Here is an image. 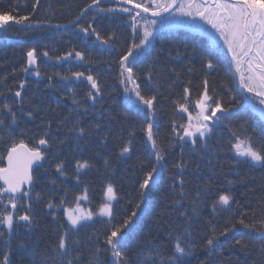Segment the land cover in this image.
<instances>
[{
	"label": "snow or ice",
	"instance_id": "obj_1",
	"mask_svg": "<svg viewBox=\"0 0 264 264\" xmlns=\"http://www.w3.org/2000/svg\"><path fill=\"white\" fill-rule=\"evenodd\" d=\"M38 4L39 0H36L33 10ZM90 9H95V14L92 16L93 22L88 23L86 27H80L79 32L84 36H94L105 50L113 47L111 41L114 40V34H109L107 38L102 37L94 26L97 17L102 14L123 15L128 21V27L131 29L130 43L126 51L118 58L117 79L124 95L128 98V104L143 117L140 131L144 134L145 143L150 146L149 156L154 157V162L146 164L144 160H138L143 174V179L136 181L139 199L135 201L130 214L126 213L123 216L122 221L117 220L116 213V203L122 197L119 196L111 180L104 184L101 198L95 204L87 184L81 191L75 193L72 199H69L66 190L58 201L54 196L46 199L43 192L35 190V186L40 183V177L37 175L40 170L44 171L48 183L53 186L58 183L63 186L70 178L80 185L81 173L91 165L87 161L81 162L77 159L75 172L70 177L66 160L61 159L55 163L54 175L50 174L46 162L53 147V139L57 145L62 146L67 142L68 137H53L51 121L45 123L42 117V134L33 143H28L23 138V133L19 138L17 137L14 131V126L19 124L17 111L19 110L28 120H35V113L40 110L38 106H34L24 111L22 90L25 88V82L21 81L19 89L15 91L11 88L7 89L8 93L14 96V103L0 104V146L3 147L0 151V244L10 248V239L17 227L31 231L36 220L34 202L37 204L44 202V208L53 220H60L59 210H62L63 221L59 224L56 242L44 253L38 252V245L29 248L26 241H20L17 244L18 248L28 251L30 264H102L103 253L109 255L112 264H186V260L192 256L197 247L192 243L194 222L201 220V209L210 200L212 218L204 220L205 239L202 245L208 256L216 253L221 237L227 238L226 242L229 243L234 241L235 245H239L241 249H248L249 243L243 238H236L239 229H244L249 234V240L262 242L258 248V255L264 258V195L257 201L256 208H244L235 212L229 216L225 225L220 227L214 222L219 213H231L234 206L242 207L232 194L230 187L228 191L212 193L210 184H200L193 193L186 188L187 182L184 178V173L191 164V160L184 159L185 147L190 146L192 153L208 149V141L216 127L224 124L233 115L234 108L237 112L259 113L260 118L264 120V0H115L113 7H105L103 0H91L87 7L81 9L75 19L70 20L69 23L77 25L81 17ZM185 17L193 21L190 25L193 31H198L207 37L209 48L218 52H224L226 49L224 56L230 58L234 77L238 78L242 91L238 97L233 96L231 88L222 83L221 88L229 95V100L225 102L222 95H216L215 89L210 91L207 77L203 80V91L194 99L190 88L187 85L184 86L183 95L172 101L174 108L170 135L166 141L162 142L156 131L158 94L157 92L146 93L143 90L141 76L135 71V63L140 59H146L150 54V46L157 31L172 23H185L182 19ZM30 21L29 15L16 16L12 11H0V32L7 30L10 24L25 26L24 30H27L31 27ZM197 21L208 27H202V24ZM26 22L29 23L26 25ZM56 27L63 26L56 25ZM42 55L51 59L47 51ZM72 55L69 52L66 56L57 57V60H68ZM38 59L37 49L30 48L26 52V63L20 70L39 79L41 73ZM75 59L85 61V56L81 51H76ZM216 66L211 59L207 57L203 59L204 68L211 70ZM172 71L175 70L172 69ZM189 71L191 72V69ZM56 75L63 81H68L72 77L76 81H87L90 87L85 92V97L92 105L99 103L104 96L98 78L90 71L87 74L83 71H74L70 75L59 73ZM179 79L177 73L176 81L173 83L178 82ZM48 80V87L52 88V77H48ZM143 82L149 85L153 83V66H150L144 74ZM67 93H73V89L68 88ZM0 95L4 93L0 92ZM63 98L70 99L72 107L68 108V114L59 122L60 124L81 110L88 112V108L81 104L75 94L65 95ZM59 107L61 105L57 102L56 108L45 109V111L50 110L55 113ZM99 127L100 125H96V130ZM59 130L58 127L57 131ZM68 132L76 140L92 134L81 126L78 115ZM134 134L130 132L129 137ZM229 139L228 152L234 156V166L244 163L249 167L258 166L264 169V141L258 147L254 137L249 134L246 123L241 124L240 130L233 129ZM106 141L107 136H104L100 143L104 144ZM177 146L180 147V158L174 162L173 167L176 171L170 175L169 179L171 191L174 193L172 203L178 209V219L183 223L179 226V230L174 228L168 233L171 251H162L160 247L151 245L130 254L129 234L136 226V218L143 210L150 207L153 193L158 190L160 171L166 166L168 149H175ZM132 147L130 138L121 146L119 156L130 157ZM200 159H204L202 153ZM211 163L209 158L208 165L210 166ZM104 164L106 168L109 167L107 159ZM199 169L200 164L197 163L196 171L199 172ZM234 183L233 180L227 181L229 186ZM21 208L24 209L23 214H20ZM166 210L162 209L160 215L163 216ZM97 220L106 227L103 232L89 237L94 247L85 258L83 253L77 250L80 245L79 240L73 237L77 236L81 228L88 227ZM5 229L7 232L4 231ZM5 236L9 239L5 240ZM4 264H9L7 256L4 258ZM200 264H208V257L200 261Z\"/></svg>",
	"mask_w": 264,
	"mask_h": 264
},
{
	"label": "trees",
	"instance_id": "obj_2",
	"mask_svg": "<svg viewBox=\"0 0 264 264\" xmlns=\"http://www.w3.org/2000/svg\"><path fill=\"white\" fill-rule=\"evenodd\" d=\"M90 2L91 0H39L38 6L33 10L36 0H0V11L7 10L12 11L16 16L29 15L31 17V27L27 30L12 24L0 34V92L4 93L0 95V104L14 103L15 98L8 93L7 89L11 88L15 91L19 89L20 82L24 81L25 88L22 90L24 111L34 106H38L40 110L35 113V120H28L19 110L17 111L19 124L14 126L17 137L19 138L23 133V138L28 143H33L42 134V117L45 123L51 121L53 137H68L67 142L62 146L57 145L53 139V147L46 162L50 174L54 175L55 163L61 159L66 160V168L70 177L75 172L77 159L81 162L87 161L91 165L81 173L80 185L70 178L63 186L59 183L53 186L48 183L44 171L40 170L37 173L40 183L35 186L37 192H43L46 199L54 196L58 201L66 190L69 199H72L74 194L81 191L82 187L87 184L89 194L95 204L101 198L104 184L111 180L119 196L122 197L116 203L117 220L122 221L123 216L126 213L130 214L135 201L139 199L136 181L143 179V174L138 160L151 164L154 162V157L149 156L150 146L145 143L144 134L140 131L143 117L128 104V98L124 95L117 79L118 58L126 51L130 43L131 29L128 27V21L123 15L102 14L97 17L94 26L102 37L107 38L109 34H114V40L111 41L113 47L105 50L94 36H83L79 32L80 27H86L88 23L93 22L92 16L95 14V9H90L82 16L77 25L69 23ZM103 5L113 7L115 0H103ZM28 23L26 22V25ZM56 25L63 27H56ZM33 47L37 49L39 57L38 66L41 73L39 79L20 70L26 63V52ZM45 51L49 53L51 59L42 55ZM76 51L84 54L85 61L76 63ZM149 51L150 54L146 59H140L135 63V71L141 76L143 90L146 93L157 92L158 94L156 131L162 142L166 141L170 135L174 108L172 101L183 95L184 86L187 85L190 88L194 99L203 91V80L207 77L210 91L215 89L216 95H222L225 102L229 100V95L221 88L222 83L231 88V95L238 97L241 94L242 90L232 73L228 59L223 53L209 48L207 38L199 33L187 29L158 31ZM69 52L73 54L69 62L57 60V57L66 56ZM205 57L216 63L215 69L209 70L203 67ZM150 66H153L151 85L143 82V76ZM74 71H83L86 74L90 71L98 78L104 93L99 103L92 105L86 99L85 92L88 88L85 85H65L56 75L57 73L70 75ZM177 73L180 79L173 83L176 81ZM48 77H52V88L48 87ZM68 88H72L73 93H67ZM72 94L80 99L81 104L88 108V112L81 110L60 124L59 122L68 114V108L72 107L71 100L63 97ZM57 102L61 105L57 108V112L45 111V109L56 108ZM16 107L19 108L18 105ZM77 115L81 126L92 133L79 140L74 139L68 132ZM244 123L259 147L264 141V121L258 113L237 112L234 108L233 115L224 124L216 127L208 141V149H201L197 153H192L190 146L184 149V159L191 160L189 169L184 173L186 188L194 193L197 185L210 184L211 192L218 193L228 191L230 187L232 194L242 206L241 208L234 206L231 213H219L214 222L220 227H223L229 216L235 212L244 208H256L257 201L264 195V169L258 166L249 167L244 163L234 166V156L228 152L230 132L233 129L240 130L241 124ZM96 125H100L98 130L95 128ZM58 127L59 131H57ZM130 132H134V136L129 137ZM104 136H107V141L101 144L100 141ZM130 138L133 146L131 156L121 158L120 148ZM164 146L168 147L167 144ZM2 150L3 147L0 146V151ZM201 153L204 156L203 160L200 159ZM179 158V146L175 149H168L166 166L160 171L158 190L153 193L150 207L143 210L136 218V226L129 234L130 254L151 245L160 247L162 251H171L168 233L174 228L179 230V226L183 223L178 219V209L172 203L174 193L171 191V180L169 179L170 175L176 171L173 164ZM209 158L212 161L210 166L208 165ZM105 159L109 162L108 168L105 167ZM197 163L200 164L199 172L196 171ZM228 180H233L235 183L229 186ZM246 189L251 190L245 191ZM185 206H187V201H185ZM34 207L36 220L32 230L17 227L10 239L11 247L0 244V264H4L5 256L9 264H30L28 251L17 247L20 241H26L29 248L38 245L37 250L40 253H44L50 245L56 242L59 224L63 221L62 210H59L60 220H53L52 216L47 214L44 202L38 204L34 202ZM162 209H167L163 216L160 215ZM23 212L24 209L21 208L20 214ZM249 216L251 217V213ZM201 217L200 221L194 222L192 233V243L197 247L192 256L186 260V264H200V261L206 257H208V264H264V258L258 255V248L262 242L249 240V234L244 229H239L236 238H243L249 243L248 249H241L239 245H235L234 241L229 243L226 242L227 238L221 237L216 253L208 256L202 245L205 239L204 220L212 218L210 200L206 206L202 207ZM105 227L97 220L90 226L81 228L77 236L73 237L79 240L80 245L77 250L83 253L85 258L90 249L94 247L89 237L103 232ZM4 239L9 238L5 236ZM101 262L112 264L107 253L101 255Z\"/></svg>",
	"mask_w": 264,
	"mask_h": 264
},
{
	"label": "rangeland",
	"instance_id": "obj_3",
	"mask_svg": "<svg viewBox=\"0 0 264 264\" xmlns=\"http://www.w3.org/2000/svg\"><path fill=\"white\" fill-rule=\"evenodd\" d=\"M177 19H181V18H177ZM182 19L185 21V23H172V24H169V25L163 27L162 29H164V30H174V29H187V30H189V29H191L190 25L193 23V21L191 20V18L185 17V18H182ZM197 23H201L202 24V22H199V21H197ZM202 27L207 28L208 26L202 24ZM220 43H221V47H223L222 42H220ZM224 52H226V49L224 50ZM224 52H221V53L224 54ZM227 59H228V62L230 64V58H227ZM78 62H79V60H76V63H78ZM230 67H231V65H230ZM231 70H232V68H231ZM232 73H233V70H232ZM233 75H234V73H233ZM34 77L37 78L36 76H34ZM235 79H236L237 83L239 84L238 78L235 77ZM63 84L68 85L69 83H63ZM5 230L7 231V229H5Z\"/></svg>",
	"mask_w": 264,
	"mask_h": 264
},
{
	"label": "water",
	"instance_id": "obj_4",
	"mask_svg": "<svg viewBox=\"0 0 264 264\" xmlns=\"http://www.w3.org/2000/svg\"><path fill=\"white\" fill-rule=\"evenodd\" d=\"M108 2V1H106ZM167 15V14H166ZM11 25V24H10ZM19 28H25L23 26L20 25H16ZM1 33V32H0ZM70 82H74L75 84H79V83H85L86 86L89 88L90 86L87 84V81H76L74 77L70 78L68 81H63V83H70Z\"/></svg>",
	"mask_w": 264,
	"mask_h": 264
}]
</instances>
